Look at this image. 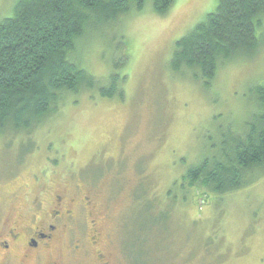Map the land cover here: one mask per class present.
I'll list each match as a JSON object with an SVG mask.
<instances>
[{"label": "rangeland", "instance_id": "374dc122", "mask_svg": "<svg viewBox=\"0 0 264 264\" xmlns=\"http://www.w3.org/2000/svg\"><path fill=\"white\" fill-rule=\"evenodd\" d=\"M15 3L0 0V21ZM216 5L175 0L157 16L147 3L111 30H88L74 62L102 84L124 76L123 97L71 94L29 132L0 135V225L30 215L38 197L85 195L109 264H264V175L225 195L182 184L224 130L257 113L253 89L264 84V15L258 48L220 64L209 87L170 71L175 43ZM81 235L73 229L40 264H100L86 243L72 251Z\"/></svg>", "mask_w": 264, "mask_h": 264}, {"label": "trees", "instance_id": "16d2710c", "mask_svg": "<svg viewBox=\"0 0 264 264\" xmlns=\"http://www.w3.org/2000/svg\"><path fill=\"white\" fill-rule=\"evenodd\" d=\"M175 0H16L0 21V135L24 134L49 119L71 94L122 98L125 77L101 79L74 62L77 42L147 3L165 16ZM216 9L175 43L169 68L210 86L218 67L259 46L264 0H216ZM99 23V24H98ZM73 59V60H72ZM118 66L114 67V71ZM116 73V72H115ZM258 111L244 126L221 133L214 155L189 167L182 184L215 195L246 188L264 175V84L254 87Z\"/></svg>", "mask_w": 264, "mask_h": 264}, {"label": "flooded vegetation", "instance_id": "af4514ba", "mask_svg": "<svg viewBox=\"0 0 264 264\" xmlns=\"http://www.w3.org/2000/svg\"><path fill=\"white\" fill-rule=\"evenodd\" d=\"M31 210L30 215L20 214L0 225V264H40L55 243L71 242L69 232L75 228L83 231L85 239L74 241L77 244L72 251H81V243H86L100 264H109L99 245L97 208L91 198L84 195L73 199L54 193L50 202L38 197Z\"/></svg>", "mask_w": 264, "mask_h": 264}]
</instances>
